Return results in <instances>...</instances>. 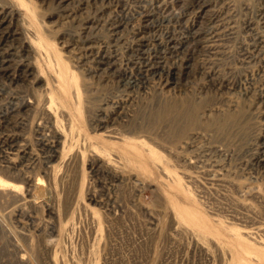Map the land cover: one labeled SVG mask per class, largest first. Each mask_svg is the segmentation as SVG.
Returning a JSON list of instances; mask_svg holds the SVG:
<instances>
[{
    "label": "rangeland",
    "instance_id": "1",
    "mask_svg": "<svg viewBox=\"0 0 264 264\" xmlns=\"http://www.w3.org/2000/svg\"><path fill=\"white\" fill-rule=\"evenodd\" d=\"M0 33V264H264V0H0Z\"/></svg>",
    "mask_w": 264,
    "mask_h": 264
},
{
    "label": "bare ground",
    "instance_id": "2",
    "mask_svg": "<svg viewBox=\"0 0 264 264\" xmlns=\"http://www.w3.org/2000/svg\"><path fill=\"white\" fill-rule=\"evenodd\" d=\"M5 11V10H4ZM3 28V27H2ZM1 34V33H0ZM3 34V33H2ZM11 36H13V35H11ZM10 36V37H11ZM9 38V37H8ZM17 40V39H16ZM9 42V41H8ZM12 55V54H11ZM5 57V56H4ZM27 57V56H26ZM9 58V57H8ZM9 60V59H8ZM98 62L101 64L102 62H103V59L101 58V59H99L98 60ZM106 63V62H105ZM109 63V62H108ZM109 65V64H108ZM4 68V67H3ZM10 69V68H9ZM1 70V69H0ZM3 75V74H2ZM13 75V74H12ZM3 77V76H2ZM25 78V77H24ZM10 81H11V78H10ZM12 82V81H11ZM12 139V138H11ZM9 142V141H8ZM11 144V143H10ZM13 144H15V143H13ZM8 145V144H7ZM12 145V144H11ZM53 153V152H52ZM49 158V157H48ZM48 160V159H47ZM0 185H2L3 187H13L12 185H10V184H7V183H5V182H3V181H1L0 180Z\"/></svg>",
    "mask_w": 264,
    "mask_h": 264
}]
</instances>
